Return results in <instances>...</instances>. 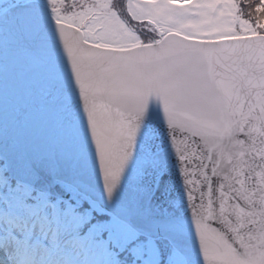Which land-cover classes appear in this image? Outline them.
I'll return each mask as SVG.
<instances>
[{"label":"snow or ice","instance_id":"obj_1","mask_svg":"<svg viewBox=\"0 0 264 264\" xmlns=\"http://www.w3.org/2000/svg\"><path fill=\"white\" fill-rule=\"evenodd\" d=\"M0 264H264V0H0Z\"/></svg>","mask_w":264,"mask_h":264}]
</instances>
